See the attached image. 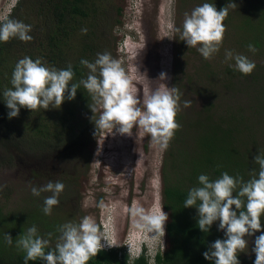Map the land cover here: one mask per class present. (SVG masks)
I'll use <instances>...</instances> for the list:
<instances>
[{
  "label": "rangeland",
  "instance_id": "rangeland-1",
  "mask_svg": "<svg viewBox=\"0 0 264 264\" xmlns=\"http://www.w3.org/2000/svg\"><path fill=\"white\" fill-rule=\"evenodd\" d=\"M45 1L0 0V21L13 14V17L16 16L18 20L31 25L32 31L29 34H34L32 40L24 44L28 46L27 49L16 43L12 50L7 51L10 54L9 62H13L12 57L17 63L25 56H34L50 65L48 58L39 50L43 34L49 32V27H54V23L42 20L37 13L39 11L40 14L38 5L41 6ZM260 1L232 0L237 7L229 8L224 21L226 28L230 29V35H224L226 39L223 44L231 43V39H234L231 36L233 30H237L247 15L252 16V13L260 10ZM21 2L24 6L14 13ZM229 2L230 0H89L90 16L74 15L68 20L69 25L75 24L77 27L70 32L71 46L64 49L70 58L68 63L76 61L75 57L79 56L84 41H95L100 48L95 54H91L94 58L91 62L95 61L97 53H110L121 62L132 82L133 92L139 98L142 99L158 88L176 87L180 93L179 113L186 124L191 121L192 116H196L211 104L215 106L214 109L220 108L221 101L216 102L209 97L211 92L209 93L207 86L211 85L204 79V71L202 74L198 73V69L206 61L212 62L214 70L218 71L220 55L217 57L214 54L216 60L213 57L204 59L197 48H188L185 42L179 40L180 34L174 31V27L182 29L184 14H190L203 3H219L225 7ZM85 28L86 34L81 31ZM161 73L167 75L164 81L159 79ZM190 73L196 76L193 88H189L190 83L187 81V74ZM87 74L88 69L84 76H74L70 83H78ZM230 75L235 74L230 70ZM217 83L218 81L213 84L214 87ZM8 85L12 87L10 82ZM5 89L6 87H2L1 91ZM185 101H191V106L184 107ZM89 104H92V100L81 85L75 99L65 100L58 109L51 106L48 110L41 108L32 112L26 108L20 109L19 116L15 117V122L21 128L20 135L14 140L26 136L30 129L34 130L41 123V119H45L51 129L58 122L59 129L62 126L59 114L67 115L70 120L74 117L71 125L66 124V132L63 131L66 144L57 145L56 140H53L52 149L32 150L24 144L25 148L21 146L20 150L19 147L11 146L7 153L0 151L3 158L12 155L0 168V184L11 185L5 192L8 196L4 195L0 199V206L12 211L19 207L39 205L41 200L44 201L52 193L43 192L40 196H34L32 187L40 188L49 181H60L65 187L58 197L59 204L48 215L50 218L56 217L63 223H79L87 216L95 221L102 233L104 226L112 229L110 242L115 246H122L126 242L133 247L134 240L135 243L139 241V245L143 243L152 255L159 249L166 250L170 244L167 226L165 225L164 236L154 235L138 229L136 218L130 213L131 208L143 206L150 213H159L162 208L167 214L163 207L162 191L165 149L153 144L148 134L135 127L131 136L120 135L115 129L112 133L110 130L99 129L97 132L95 123L91 120L93 113ZM66 105L74 107L75 115L72 116L65 108ZM51 110L57 113L47 117ZM99 115L97 112L94 120ZM86 124H89L87 129L84 128ZM252 133L249 142L258 144L264 136V121L256 123ZM189 149L192 150L193 146L181 150V156L189 153ZM64 200L65 206H61L60 202ZM214 224L218 227L219 221ZM56 239L50 241L51 247L55 246ZM248 240V250L244 253L252 252L255 236ZM101 243L106 245L103 240ZM139 245L136 243L134 247L138 248ZM150 261L154 262L153 257Z\"/></svg>",
  "mask_w": 264,
  "mask_h": 264
},
{
  "label": "clouds",
  "instance_id": "clouds-1",
  "mask_svg": "<svg viewBox=\"0 0 264 264\" xmlns=\"http://www.w3.org/2000/svg\"><path fill=\"white\" fill-rule=\"evenodd\" d=\"M236 7L232 0L219 11L215 4L203 3L190 14L186 12L182 29L174 27V31L180 34L179 40L185 42L188 48H197L204 59H211L223 44L226 32L224 21L229 8ZM31 31V25L5 18L0 21V42L13 38L29 42L32 40ZM81 31L87 33L86 28ZM248 48L251 52L256 51L252 44ZM233 60L235 69L244 75H250L256 67L247 56L226 51L225 61ZM80 63L88 69V74L78 83H70L75 75L71 64L66 69H57L42 62L41 58L33 60L25 56L20 59L12 72V87L6 88L2 94L9 109L8 118L18 117L21 108L31 112L41 108L48 110L50 106L58 109L65 100H74L78 88L83 85L92 100L89 108L97 132L99 129L112 133L115 129L120 135L131 136L135 127L148 134L153 144L159 145L162 150L167 149L175 131L180 128L175 119L180 110V93L176 87L158 88L141 99L134 94L132 82L121 62L110 53H97L94 62L82 59ZM166 78V73L160 74V80ZM191 103L185 101L184 107H190ZM97 112L100 113L99 118L94 120ZM253 162L259 167L250 172L251 178L247 182L227 172L215 180L201 174L198 177L200 186L192 187L187 193L184 208L197 209L198 228L207 233L214 222L219 221L218 230L224 232L225 238L215 240L203 253L204 259L213 264H240L238 254L247 252L248 238L257 232L261 234L255 236L251 251L255 254L254 264H264V230L261 225V217L264 216V152L256 155ZM3 187L0 185V191ZM64 187L60 181H49L40 188L32 187L34 196L43 192L52 193L44 199L42 211L45 215H50L53 207L59 204L58 197ZM130 213L136 218L138 229L157 236L165 235L168 215L162 208L159 213H150L143 206H136L130 209ZM104 228L102 233L95 221L87 216L79 223H64L57 227L59 235L55 246L51 247L50 240L39 235L33 225L17 237L15 244L18 251L25 253L24 264L37 260L43 264H88L102 249L117 247L110 242L112 229ZM47 235L51 237L53 234ZM4 240L9 246L13 244V238L8 233ZM102 240L106 245L101 243ZM136 243L139 245L140 242ZM136 243L133 240V247L126 242L120 247L131 258H139L145 253L154 261L157 254L165 251L159 249L152 255L143 243L138 248L134 247Z\"/></svg>",
  "mask_w": 264,
  "mask_h": 264
},
{
  "label": "trees",
  "instance_id": "trees-1",
  "mask_svg": "<svg viewBox=\"0 0 264 264\" xmlns=\"http://www.w3.org/2000/svg\"><path fill=\"white\" fill-rule=\"evenodd\" d=\"M262 1L264 0L259 2L262 5L259 7L260 12L256 11L252 13V16L247 15L238 25L237 30H233L231 36L234 39H231V43L222 44L215 54L217 57L220 55L218 58L220 69L215 71L210 61H206V64L198 69V73L202 74L204 71V79L211 85L207 86V90L211 92L209 97L213 98V101H221L220 108L214 109L215 106L211 104L200 113L198 112L196 116H192L191 121L186 124L179 112L175 118L180 128L175 131L165 149L162 172L163 207L169 217L166 224L170 241L168 248L157 254L153 263L145 253L139 258H131L120 246L104 248L92 257L88 264H213L212 261L204 259L203 253L215 240L224 239V232L219 231L216 224L212 225L209 232H202L197 226V209L184 208V201L192 187L200 186L198 177L201 174L208 175L210 180H215L221 177L222 173L227 172L230 176H240L247 182L251 178L250 172L253 169L258 170L259 166L253 161L256 155L264 152V136L258 144L250 143L249 136L253 134L256 123L260 124L264 121V3ZM23 6V2L19 3L14 13ZM215 6L218 11L224 7L219 3ZM38 8L40 14L39 11L37 13L42 20L54 23V27H49V32L43 34L39 50L44 57L48 58L49 66L66 69L70 58L64 49L71 46L70 32L77 28L75 24L69 25L68 20L74 15L90 16L89 0H46L41 6L38 5ZM9 18L17 19L16 16L13 17V14ZM92 33L95 34L94 31ZM229 33L230 29L226 28L224 35H230ZM16 43L24 45L26 42L18 38L0 42V151L7 153L11 146L19 147L18 150H20L21 146L25 148V145L32 150L52 149L53 140H56L57 145L66 144L63 131L66 132V124L71 125L75 115L74 107L70 108V105H66L65 108L73 117L70 120L67 115L59 114V122L62 125L59 129L58 122L54 123L57 126L51 129V125L45 119H41V123L34 130L30 129L26 136L14 140L19 137L21 128L15 122V118H8L9 109L4 102L1 88L9 87L8 83L11 81L16 62L14 57L11 59L13 62H9L8 52ZM249 44L255 47V52L249 51ZM28 45L31 46V44ZM24 48L27 49L28 46L24 45ZM81 48L79 56L75 57L76 61L71 64L74 76L78 77L84 76L87 69L80 61L82 59L93 61L91 54H95L100 46L95 41L86 40ZM226 51L247 56L256 65L253 72L250 75H244L236 70L234 60L225 61ZM32 55H35V52H32ZM217 57L213 56L215 60ZM32 59L35 57L32 56ZM230 70L235 75H230ZM187 77L190 83L189 88H193L196 83L195 74H187ZM217 81V86L214 87L213 84ZM56 113L51 110L47 113V117L54 116ZM88 126L89 124H86L84 128L87 129ZM187 146H193V149H189V153L181 156V150L186 149ZM10 157L12 155L4 158L0 155V168ZM0 185L5 186L0 191V199H3L4 195L8 196L5 192L11 185ZM65 203L66 200L60 202V205L65 206ZM43 207L42 200L39 205H31L28 208L19 207L12 211L0 206V264H24L25 253L17 250L15 241L33 225L36 226L39 235L55 241L59 235L56 229L64 223L56 217L50 218L45 215L42 211ZM261 225L264 230V216L261 217ZM6 233L13 238L11 246L5 243ZM48 233L53 235L48 237ZM260 234L257 232L255 236ZM238 259L240 264H254L255 254L242 252L238 254ZM29 264H43V262L29 261Z\"/></svg>",
  "mask_w": 264,
  "mask_h": 264
}]
</instances>
